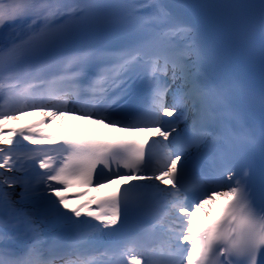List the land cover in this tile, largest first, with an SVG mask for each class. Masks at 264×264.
Segmentation results:
<instances>
[{
	"label": "snow or ice",
	"instance_id": "obj_1",
	"mask_svg": "<svg viewBox=\"0 0 264 264\" xmlns=\"http://www.w3.org/2000/svg\"><path fill=\"white\" fill-rule=\"evenodd\" d=\"M255 7L0 0V264H97L79 253L85 230L104 243L107 264H264V0L258 29L239 11ZM226 9L235 51L253 55L258 31V90L227 70L214 39ZM35 111L150 138L7 127ZM117 180L112 194L69 206L84 195L67 194L74 184ZM216 196L228 199L223 214L194 232L193 218ZM133 212L153 230L166 214V254L123 235Z\"/></svg>",
	"mask_w": 264,
	"mask_h": 264
},
{
	"label": "bare ground",
	"instance_id": "obj_2",
	"mask_svg": "<svg viewBox=\"0 0 264 264\" xmlns=\"http://www.w3.org/2000/svg\"><path fill=\"white\" fill-rule=\"evenodd\" d=\"M38 115H39L38 113H35L33 115H30L27 118H23V117L19 116V118L16 120L7 121V127L19 129V128H24V127H27L30 125H35L36 126L35 129H36L38 127H47V126L50 127V126H52L50 124L48 125V124H44V123L36 125L37 122H40V117ZM72 122L75 124H83L84 122L99 123V122H97L95 120H91V119H81L78 116H72ZM46 131L49 132L50 130H46ZM70 133L74 134V133H78V131H76V132L70 131ZM25 144H27V143H25ZM28 147H32V145L28 144ZM106 186H108V185H106ZM106 186H103L100 189L106 190L105 189ZM221 190L227 191V188H223ZM73 193H84V195H81L77 199H70L68 201L70 207L81 205L85 202H90L93 199L97 200V198L91 197V188H88V187L72 186V187L67 189V194H73ZM225 199H226V197L216 196L212 201L209 202V204H207L204 208L200 209L199 212H197L196 216L193 219L195 221H199V220H202L203 218L207 217L208 215H212L213 213L216 212L217 205L220 202L224 201ZM91 206L93 209H95V204H92ZM163 222L164 223H162V224L158 223L157 227L155 228L156 232H153V234L155 236H158V237L166 236L164 238H165V240L168 241L167 230L170 227V224L167 220H163ZM84 244L79 243L78 246H81ZM164 250H165V248H164ZM59 251L60 252L64 251L63 247H61ZM162 253L166 254L167 252H162ZM72 258H74V256H72ZM95 258L98 260H105L106 255L97 256Z\"/></svg>",
	"mask_w": 264,
	"mask_h": 264
},
{
	"label": "rangeland",
	"instance_id": "obj_3",
	"mask_svg": "<svg viewBox=\"0 0 264 264\" xmlns=\"http://www.w3.org/2000/svg\"><path fill=\"white\" fill-rule=\"evenodd\" d=\"M35 113L38 114H43L40 111H35V112H29L26 115H22L21 117L23 118H27L30 115H33ZM44 115V114H43ZM72 116H76V115H65V116H57L54 119H52L51 121H48L49 124H56V125H62L65 128H67L69 131H78L81 127H97L99 128L101 125H95L94 123L91 122H84L83 124H75L72 122ZM103 126V125H102ZM19 191V189H17V192ZM166 217V216H165ZM163 218L164 220H167L166 218ZM196 221L194 220V223ZM164 223V222H163ZM193 223V224H194Z\"/></svg>",
	"mask_w": 264,
	"mask_h": 264
}]
</instances>
